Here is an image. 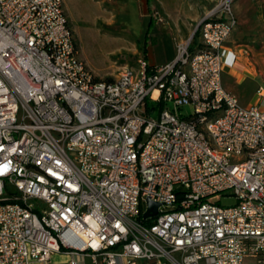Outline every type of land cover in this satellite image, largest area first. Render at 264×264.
Wrapping results in <instances>:
<instances>
[{
  "label": "built area",
  "instance_id": "1",
  "mask_svg": "<svg viewBox=\"0 0 264 264\" xmlns=\"http://www.w3.org/2000/svg\"><path fill=\"white\" fill-rule=\"evenodd\" d=\"M235 1L214 0L171 61L138 57L107 80L79 57L62 0H0V264L264 255V85L243 106L222 84Z\"/></svg>",
  "mask_w": 264,
  "mask_h": 264
},
{
  "label": "rangeland",
  "instance_id": "2",
  "mask_svg": "<svg viewBox=\"0 0 264 264\" xmlns=\"http://www.w3.org/2000/svg\"><path fill=\"white\" fill-rule=\"evenodd\" d=\"M62 1L73 30L79 57L97 77L107 80L116 75L120 65L125 62L130 64L138 53L147 52L148 61L152 64H164L169 60L172 50L157 40L170 38L176 51L180 42L193 38L197 22L212 7L210 0ZM251 6L253 31H250L246 38L249 39L248 44L264 59V0H252ZM149 23L151 27H148ZM235 27H242L238 15ZM261 69L264 70V62ZM235 95L243 106L252 98L251 91L244 94L236 90ZM167 106L173 109L171 103ZM176 110L186 115L192 112L190 106ZM157 115L158 112L155 111L153 116ZM219 198L220 205L235 203L232 195L219 193ZM244 264H264V255L257 258L246 257Z\"/></svg>",
  "mask_w": 264,
  "mask_h": 264
},
{
  "label": "crops",
  "instance_id": "3",
  "mask_svg": "<svg viewBox=\"0 0 264 264\" xmlns=\"http://www.w3.org/2000/svg\"><path fill=\"white\" fill-rule=\"evenodd\" d=\"M145 1L148 2V0ZM209 2H212L213 5V0H210ZM251 5L252 0H236L234 2L233 10L236 15V19L237 15L239 16V19L242 23V27H235L231 36L227 39L223 46L222 55L223 87L226 90L231 91L234 95L236 90L242 91V93L244 94L246 93V91H251L252 98L250 101L247 102L245 106L251 105L258 101L259 98L256 94V90L258 86L264 85V70L261 69L262 62H264V59H262V57L258 55L259 52H257V50H254L253 46L248 44L249 39L246 38L249 32L253 31L252 27L254 24V18L251 12ZM148 27H151V23H149ZM197 40L198 37L195 38V41ZM157 41L165 43L166 46L171 48L172 54L169 57V60L165 61L164 63L171 61L175 56V49L170 38L158 39ZM254 51L256 52L254 53ZM138 57H144L148 61L147 52H142L140 54H136L134 60L131 61L130 64H133ZM262 106H264V101H262ZM70 259L71 257L68 254L55 253L51 257V264H68ZM84 262L88 263L89 258L84 257Z\"/></svg>",
  "mask_w": 264,
  "mask_h": 264
},
{
  "label": "water",
  "instance_id": "4",
  "mask_svg": "<svg viewBox=\"0 0 264 264\" xmlns=\"http://www.w3.org/2000/svg\"><path fill=\"white\" fill-rule=\"evenodd\" d=\"M158 206H159L158 202H155V201L147 198V208L144 211V213L142 214L143 218L148 219V218L153 217L157 212Z\"/></svg>",
  "mask_w": 264,
  "mask_h": 264
},
{
  "label": "trees",
  "instance_id": "5",
  "mask_svg": "<svg viewBox=\"0 0 264 264\" xmlns=\"http://www.w3.org/2000/svg\"><path fill=\"white\" fill-rule=\"evenodd\" d=\"M197 33L195 32L194 36H193V39H195ZM146 223H150L151 221L150 220H145Z\"/></svg>",
  "mask_w": 264,
  "mask_h": 264
}]
</instances>
